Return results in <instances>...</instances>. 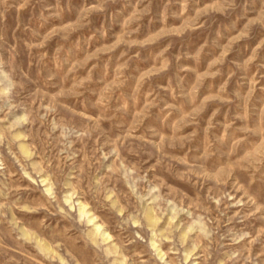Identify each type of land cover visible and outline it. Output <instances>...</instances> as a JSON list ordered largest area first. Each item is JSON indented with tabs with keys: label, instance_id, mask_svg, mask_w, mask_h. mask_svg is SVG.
Here are the masks:
<instances>
[{
	"label": "clouds",
	"instance_id": "clouds-1",
	"mask_svg": "<svg viewBox=\"0 0 264 264\" xmlns=\"http://www.w3.org/2000/svg\"><path fill=\"white\" fill-rule=\"evenodd\" d=\"M0 264H264V0H0Z\"/></svg>",
	"mask_w": 264,
	"mask_h": 264
},
{
	"label": "rangeland",
	"instance_id": "rangeland-1",
	"mask_svg": "<svg viewBox=\"0 0 264 264\" xmlns=\"http://www.w3.org/2000/svg\"><path fill=\"white\" fill-rule=\"evenodd\" d=\"M12 23H13V17L10 16V17H9V24L11 25Z\"/></svg>",
	"mask_w": 264,
	"mask_h": 264
}]
</instances>
